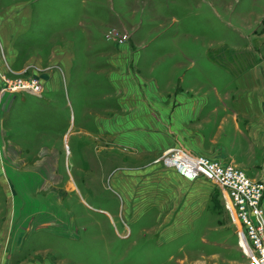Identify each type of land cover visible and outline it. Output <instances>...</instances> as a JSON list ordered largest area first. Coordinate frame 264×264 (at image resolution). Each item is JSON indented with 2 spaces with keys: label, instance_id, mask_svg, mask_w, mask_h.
<instances>
[{
  "label": "rangeland",
  "instance_id": "obj_1",
  "mask_svg": "<svg viewBox=\"0 0 264 264\" xmlns=\"http://www.w3.org/2000/svg\"><path fill=\"white\" fill-rule=\"evenodd\" d=\"M264 180V0H0V264H239L219 187Z\"/></svg>",
  "mask_w": 264,
  "mask_h": 264
},
{
  "label": "built area",
  "instance_id": "obj_2",
  "mask_svg": "<svg viewBox=\"0 0 264 264\" xmlns=\"http://www.w3.org/2000/svg\"><path fill=\"white\" fill-rule=\"evenodd\" d=\"M157 160L188 180L202 177L219 187L246 256L239 264H264V180L233 162L182 145L164 149Z\"/></svg>",
  "mask_w": 264,
  "mask_h": 264
},
{
  "label": "crops",
  "instance_id": "obj_3",
  "mask_svg": "<svg viewBox=\"0 0 264 264\" xmlns=\"http://www.w3.org/2000/svg\"><path fill=\"white\" fill-rule=\"evenodd\" d=\"M170 147V146H169ZM168 148V147H167Z\"/></svg>",
  "mask_w": 264,
  "mask_h": 264
}]
</instances>
